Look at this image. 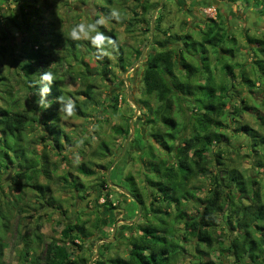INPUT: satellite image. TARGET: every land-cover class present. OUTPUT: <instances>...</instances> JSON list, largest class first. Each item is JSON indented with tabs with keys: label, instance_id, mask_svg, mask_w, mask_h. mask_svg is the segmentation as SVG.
Masks as SVG:
<instances>
[{
	"label": "trees",
	"instance_id": "trees-1",
	"mask_svg": "<svg viewBox=\"0 0 264 264\" xmlns=\"http://www.w3.org/2000/svg\"><path fill=\"white\" fill-rule=\"evenodd\" d=\"M223 1L237 3L240 0ZM241 1L246 6L252 3L264 17V0ZM106 3V6L100 7L103 16L110 22H119L109 7L113 5V0H107ZM55 4V0H0V18H4L0 21V56L3 58L7 53L4 42L11 47L13 54L11 38L19 32L21 52L15 60L16 75L21 77L29 96L32 95L35 100L27 97L25 104H19L13 95L9 77L3 75L0 69V99L4 103L0 104V264H9L5 258V237L12 216L15 212L25 210L28 191L40 197L51 191L49 184L39 180L40 177L51 180L53 172L57 170V163L47 158L46 151L37 148L39 139L52 143L60 155L64 141L73 142L60 126L57 98H69L57 80L46 98L51 107L44 109L37 103L40 100L39 89L42 87L41 74L53 73V62L48 51L50 47L56 48L65 41H70L73 48H78L80 44L72 38L65 39L63 33L57 31L54 21L45 22V10L53 11ZM13 5L16 6V12L10 8ZM143 7L147 9L146 4ZM222 16L218 12L216 18L209 19V30H202L201 40L190 33L176 34L164 42L156 40V44L163 46L171 43L172 39L182 41L183 47L160 48L149 53L143 63L144 93L148 96L144 105L152 113L148 122L152 126L150 131L153 137V141L148 140L151 146L144 156L148 157L147 164L155 165L157 174L155 178L147 175V181L154 189L147 193L148 201L133 175L125 177L120 184L115 183L123 189H126L123 183L129 185L127 195L131 196L141 216L134 223L138 233L135 235L133 232L128 238L130 247L127 257L106 256V264H178L185 253L194 257L196 261L193 264H225L223 260L203 261V254L217 250L221 256L227 257L230 264H264V184L260 178L248 174L242 166H235L233 158L226 157L232 146L228 144L229 135L224 132V129L230 127V122L224 121V117L230 113L227 106L229 89L240 85L247 87L249 92L259 87L264 92V39L255 38L260 46L256 49L253 47L254 58L249 64V70H246L244 63L234 59L237 38L234 35L228 38V31L224 29L221 19H218ZM159 20L160 15L157 18V29ZM97 21H100V14L95 23ZM96 28L104 36L111 37L115 46V28H107L102 23ZM164 32L167 34L169 30ZM226 39L233 40L235 46H227ZM83 43L86 53L91 56L94 52L97 61H103L99 75L108 76L111 66H108L109 58L102 50L104 45L109 44L105 42L97 47L91 43V39ZM211 52L217 56L219 63L215 69L221 66L224 69H220L219 78L212 66ZM119 54L118 67L125 69L123 52ZM141 54L142 50H138V57ZM80 62L84 64V70L78 72L77 78L84 89L83 92L78 91V94L83 93L86 98L81 101L77 99L74 103L75 112L85 115L94 103L96 74L88 61L81 58ZM236 67H241V81L237 85L234 81ZM118 96H115L116 100ZM250 97L257 103L253 104L254 109H258L259 104L264 105V98L258 99L251 92ZM151 99L155 102L152 108L149 105ZM242 101L246 105L248 98L243 96ZM28 104L33 106L27 107ZM33 111L41 115L34 117ZM176 113H181V121L175 116ZM242 113V106H234V111L230 113L231 119L238 124L235 128L237 131L250 137L247 146L251 151L248 157L253 159L254 167L260 169L264 167V129L242 123ZM259 117L264 128V117ZM35 126L38 128L35 129ZM130 129L128 124L125 133L129 134ZM154 143L165 148L166 152L168 150L167 158H157L152 151ZM106 144L104 142L101 151L94 154L96 157L107 156L109 147ZM216 144H221L225 149L220 148L211 154ZM145 146H148L147 143L143 148ZM65 158L69 157L65 155ZM90 163H81L77 167L78 171L87 176L94 175V163ZM6 175L11 176L6 179ZM199 175H207L209 182L203 186H192V181L198 179ZM64 179L69 181L68 176H64ZM69 182L76 190H80L79 185L82 190L84 188L76 180ZM110 183L109 177L101 185L108 188ZM6 188L9 190L7 193ZM110 195L109 192H102L100 197L105 196V201L112 204ZM189 205L197 206L198 212L191 214L187 209ZM117 213L124 214V211L119 210ZM100 221L97 216L90 224L93 230L98 229ZM88 223L84 220L66 225L61 230L62 237L49 242H46L41 232V222L37 223L33 235L18 232L23 242L18 264H88L84 243L94 233L89 230ZM188 245L192 246V250L187 248Z\"/></svg>",
	"mask_w": 264,
	"mask_h": 264
},
{
	"label": "rangeland",
	"instance_id": "rangeland-1",
	"mask_svg": "<svg viewBox=\"0 0 264 264\" xmlns=\"http://www.w3.org/2000/svg\"><path fill=\"white\" fill-rule=\"evenodd\" d=\"M55 1L53 11L46 9L44 12L45 22L54 21L57 31L62 32L65 39L72 38V30L76 25L81 23L85 25L95 24V20L100 14L102 24L107 28H115L117 35L115 46L118 47L115 49L113 44L104 45L105 48L102 52L107 54L110 62L108 66H111V72L106 77L99 75L103 67L102 59L97 61L94 52L91 56L86 53V46L83 43V41L94 37L97 32L100 33L97 28L90 33L88 38L76 40L80 43L78 48L71 47V42L65 41L56 48L50 47L48 50L53 62V74L59 87L74 102L77 99L81 101L86 98L85 94H78V91L83 92L84 89V85L77 78L78 72L84 70V64H81L80 59L83 58L91 64V68L96 74L94 78V103L90 105L85 115L75 112L72 117L65 119L63 118L64 114L60 112V126L73 140L70 143L64 141L62 155L56 153L52 143L39 139L37 148L46 151L47 158L51 162L57 163V170L53 172L51 180L44 177H40L39 180L43 184H49L51 191L44 197L36 196L28 191L25 197L27 203L25 210L15 212L12 216L10 229L5 237L7 245L5 258L9 264L19 263L23 242L19 239L18 232L33 235L39 222L42 224L41 232L46 242H49L61 238V230L71 223L86 220L89 222L87 224L89 230L92 231L90 224L99 216L101 221L98 229L93 230V235L87 238V242L84 243L87 251L85 257L88 259V264H90L98 247V253L93 260V264L95 260V264H106L109 256L121 255L127 257L130 247L128 238L138 233L134 223L141 216V212L134 206L131 196H128L123 189L118 188L115 183L120 184L119 182H123L125 177L133 175L146 200L147 193L154 190L147 181V175L155 178L157 174L156 167L147 164L148 157L144 156V153L148 152L149 146H151L148 140H152L153 137L150 131L152 126L148 122V118L152 113L150 110L145 109L144 105V101L148 96L144 93L143 63L148 54L155 50L164 47H183L182 41H175L174 39L165 46L160 45V43L156 44L155 41L164 42L167 38H173L176 34L184 35L186 33H190L194 38L201 40L202 30L209 27L211 24L210 18H216V7H219L223 16L218 17V19H221L224 29L228 31V38L233 35L237 38L234 59L244 63L246 70H249V64L254 58L252 49L260 46L255 38L264 39V17L258 13L256 6L252 3L246 6L241 0H237V3L220 0H164V2H162L163 0H113V5H109V7L112 11L118 12L121 19L119 22H110L103 16L100 8L107 5V0ZM145 4L147 5L146 10L143 7ZM159 5L161 7L154 17L155 10ZM10 8L13 9V12H16V6L13 5ZM159 15V28L157 29ZM2 19L4 18H0V21ZM153 21L154 34L151 42ZM164 30H169V32L165 34ZM11 40L14 52L11 55V47L7 42H4L7 53L3 58L0 56V69L3 75L9 77V82L13 85V95L18 99L19 104H25L27 97L35 102L33 96H29L30 94L23 85L21 77L16 75L17 65L15 60L19 58L21 52V34L19 32L15 33ZM227 40V46H235L233 40H228L229 42ZM138 50H142L139 57L137 55ZM121 51L126 62L125 69L118 67L119 52ZM210 56L212 66L219 78L221 75L220 69H223V67L215 69V67H219L217 56L212 52ZM240 68H235L234 81L236 85L241 81ZM18 80H20L19 83ZM3 82L6 83V81ZM2 87L5 88V86ZM254 90L250 91L254 97L264 98L261 87ZM250 92L247 87H240V85L229 89L227 106L230 113L234 111V106H242L241 122L249 123L254 128L261 130V128H264L262 119L259 116L264 117V105L259 104L258 109H254L253 104L257 103L251 99ZM117 94H119L118 100L115 99ZM243 96L248 98L246 105L242 101ZM133 101L136 102L139 109L137 113ZM0 104L4 105L1 99ZM154 104V100L151 99L149 102L151 108ZM26 106L32 107L33 104ZM230 113L224 117L225 122H230L229 129H224V132L229 135L228 144L232 146L230 149L227 148L229 152L226 157L233 158L235 166H242L248 174L260 178L264 184V167L255 168L253 159L248 157L251 151L247 146L250 137L235 129L238 124L231 119L232 114ZM180 114H175L179 121L182 120ZM32 115L37 117L41 113L33 111ZM128 124L131 128L129 134L124 131ZM34 128L37 129L38 126ZM104 142L109 147V152L106 151L107 156L96 157L94 154L101 151L100 147ZM146 143L148 146L143 148ZM223 147L221 144H216L213 146L211 154H214L220 148L223 149ZM152 148L157 158H167L168 150L166 152L165 148H160L156 144L152 145ZM65 155L69 158H65ZM141 155H143V158H141ZM77 159L79 162H77ZM83 162L88 164L93 162L94 165L92 166L96 173L91 176L80 173L77 167ZM108 174H110L112 184L110 183L108 188L104 185L102 187L101 183L106 178L108 179ZM112 174L115 175V178ZM10 176L6 175L5 178L8 179ZM64 176H68L69 181L76 180L79 184H83V190L81 185L78 188L82 191L76 190L70 185L69 181L67 182L64 179ZM198 177V179L192 181V186H203L205 182H209L207 175L206 177L205 175H199ZM123 185L127 190H130L129 185H126V183H123ZM126 189L124 190L127 191ZM5 192H9V190L6 188ZM102 192L111 194L112 204L105 201V196L100 197ZM202 192L204 193V190ZM172 208L174 209V207ZM197 208V206L189 205L187 209L191 214H195L198 212ZM119 210L124 211V214L117 213ZM131 210L134 212L132 213ZM135 211H138L136 216ZM121 219L128 222H122ZM108 221L109 224H107ZM115 226H117V229L113 238ZM110 243H115V245ZM187 248L192 250L191 245H188ZM92 252H94L93 255ZM219 253L220 251L217 250L211 252V254H203L205 256L203 261L219 262L223 260L225 264H230L227 257L225 255L221 256ZM195 261L191 254L185 253L178 264H193Z\"/></svg>",
	"mask_w": 264,
	"mask_h": 264
},
{
	"label": "clouds",
	"instance_id": "clouds-1",
	"mask_svg": "<svg viewBox=\"0 0 264 264\" xmlns=\"http://www.w3.org/2000/svg\"><path fill=\"white\" fill-rule=\"evenodd\" d=\"M113 17H115L117 20L121 19V16L118 12L113 11L112 13ZM102 21H97L95 24H88L85 25L83 23L76 25L72 30V39L73 40H80L82 38H88L90 36V33L92 31L96 30V27L98 24H101ZM105 42L108 44H113V40L111 37H106L102 33L97 32V34L94 37H91V43L94 46H101L104 45ZM106 54V53H105ZM56 82V78L52 72H44L40 76V85L42 87L39 89V96L40 100L37 101L38 106L44 109H47L51 107V105L47 102V96L51 92V86ZM57 101L60 105L58 111L62 112L64 114L63 118H70L75 113V103L71 99H65L63 97H58ZM77 162L78 159H77Z\"/></svg>",
	"mask_w": 264,
	"mask_h": 264
},
{
	"label": "water",
	"instance_id": "water-1",
	"mask_svg": "<svg viewBox=\"0 0 264 264\" xmlns=\"http://www.w3.org/2000/svg\"><path fill=\"white\" fill-rule=\"evenodd\" d=\"M162 2H164V0L162 1ZM161 7V5H159L157 8H156V10H155V13H154V17H155V15H156V13H157V11L159 10V8ZM151 33H152V39H151V42L153 41V34H154V21L152 22V26H151ZM145 53V51L143 52V54ZM133 103H134V105L136 106V113L138 112V107H137V105H136V102L135 101H133ZM131 126H132V123H131ZM132 131H133V128H132ZM110 177V174H108V178ZM116 185V184H115ZM118 188H120V189H123L122 187H120L119 185H116ZM123 191L124 192H126V193H128L127 191H125L124 189H123ZM122 220V222H128L127 220H125V219H121ZM130 223L132 222V221H129ZM116 229H117V226H115V229H114V232H113V238L115 237V233H116ZM101 240H103V239H101ZM111 240V239H110ZM97 253H98V247H97V250H96V254L92 257V259H91V261H90V264H93V260L96 258V256H97Z\"/></svg>",
	"mask_w": 264,
	"mask_h": 264
},
{
	"label": "flooded vegetation",
	"instance_id": "flooded-vegetation-1",
	"mask_svg": "<svg viewBox=\"0 0 264 264\" xmlns=\"http://www.w3.org/2000/svg\"><path fill=\"white\" fill-rule=\"evenodd\" d=\"M220 1H223V0H220ZM218 12H220L221 13V8H219V7H216V15H217V13Z\"/></svg>",
	"mask_w": 264,
	"mask_h": 264
}]
</instances>
